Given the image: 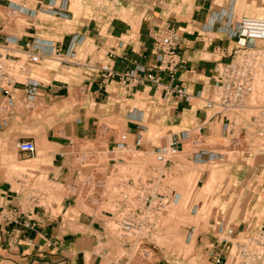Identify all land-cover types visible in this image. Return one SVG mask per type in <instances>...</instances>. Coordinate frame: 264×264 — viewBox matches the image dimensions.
Here are the masks:
<instances>
[{"label":"crops","instance_id":"1","mask_svg":"<svg viewBox=\"0 0 264 264\" xmlns=\"http://www.w3.org/2000/svg\"><path fill=\"white\" fill-rule=\"evenodd\" d=\"M1 6L25 9L20 12L27 19L22 28L11 29L0 17L2 36L16 38L23 49L33 41L44 56L32 67L40 83L36 100L44 101L54 114L38 121L44 135L10 138L16 141V147L8 150L14 159L0 162V208H29L28 216L34 222L31 227L13 223L0 228V264H106L96 250V240L100 235L106 238L108 230L104 225L94 226L95 218L82 210L74 211L78 201L67 194L57 199L47 193L43 205H29L23 188L37 184L45 174L52 181L64 178L69 161L61 152L71 148L73 138H102L104 144L113 146L120 141L116 138L119 128L129 145L141 133V150L150 153L201 123H205L206 134L225 136L223 118L213 116L204 103L214 88L217 67L232 59L241 17H237L234 0H0ZM167 26L175 27L180 36L183 62L176 83L186 88L189 98L177 93L165 97L163 85L128 87L115 78L103 80L99 67L105 62L118 71L155 63L154 48ZM70 48L86 65L59 59L58 52ZM77 88L82 90L79 99ZM4 97L0 93V100ZM17 108L15 101L7 121H0V137L15 123L27 121ZM102 129L113 132L101 136ZM22 137H31L47 148L28 157L17 146ZM188 156L193 164L209 163L195 160L192 153ZM175 160L167 164L170 171ZM230 163L223 183H212L214 191L202 194L222 210V215L209 218L210 225L198 235L209 258L213 251L227 250L220 242V223L234 227L237 237L264 228V155L234 157ZM223 187L228 190L223 192ZM89 219V224L82 222ZM104 250L111 251L110 247Z\"/></svg>","mask_w":264,"mask_h":264},{"label":"built area","instance_id":"2","mask_svg":"<svg viewBox=\"0 0 264 264\" xmlns=\"http://www.w3.org/2000/svg\"><path fill=\"white\" fill-rule=\"evenodd\" d=\"M10 10L12 13L25 11L23 7L14 6ZM27 12L32 14V11ZM2 34L0 27V93L5 94L0 100V121L6 122L13 102L34 107L40 83L34 77L32 67L41 62L44 56L36 50L33 41H28L23 49L18 47L16 38ZM160 36L154 48L155 63L148 68L135 67L118 71L105 62L99 67L103 80L115 78L128 87L148 83L163 85L165 97L177 93L189 98L190 93L186 88L176 83L177 73L183 62L179 50L180 36L173 26L165 27ZM235 36L236 46L232 59L217 67L214 88L205 98L204 105L212 111L213 116L223 118L224 137L231 136L232 143L239 146L238 151L243 155H264V104L253 103L250 96L257 77L264 71V16H242ZM58 54L61 56L60 60L86 65L76 57L74 48ZM165 75L168 79H165ZM210 137L205 132V123L186 130L181 136L156 148V163L166 168L173 158L186 150L187 145L192 147L191 153L197 161L232 159L229 155V152L234 151L231 143L223 149H217L210 145ZM101 139L73 138L70 139L71 148L61 152V156L69 161L67 173L63 174L66 194L79 203L95 208L100 212V218L113 217L118 221L119 229L127 241L130 237L138 240L140 236L152 231L157 218L166 209L174 193L173 189L161 180L166 176L164 171L159 178H154L152 172L157 167L142 159L136 161L134 173H121L117 165L119 157L112 154L116 149L142 151L141 133L132 145L121 139L115 145L107 146ZM17 146L28 157H34L38 152L37 143L31 137L20 138ZM161 184H164V190L159 189ZM23 191L29 205L44 204L46 191L38 185L23 188ZM178 197L176 193L174 199L177 200ZM29 212V208L19 206L1 207L0 228L13 223L33 226ZM82 212L91 219L96 218L93 213ZM12 233L13 237L17 236ZM218 233L220 242L227 245V250L225 253L213 251L212 258L216 263L264 264V228L240 240L235 236L234 227H224L220 223Z\"/></svg>","mask_w":264,"mask_h":264},{"label":"rangeland","instance_id":"3","mask_svg":"<svg viewBox=\"0 0 264 264\" xmlns=\"http://www.w3.org/2000/svg\"><path fill=\"white\" fill-rule=\"evenodd\" d=\"M234 3L237 8L238 18L244 15L264 16V0H234ZM0 17L11 29L12 27L22 28L27 23V19L22 13H12L10 8L4 6L0 7ZM261 77L264 78V71L257 77L250 95L251 101L255 104H264V86H257V80ZM81 96L82 90L77 88L76 98L79 99ZM17 110L20 114L26 115L27 121L15 123L8 130L9 132L5 137H0V162L2 163L14 159L8 153V150L16 147V141L12 140L10 142V138H14L18 134L26 136L44 135V126L40 125L38 121L50 119V116L54 114L49 105L41 99H37L32 108L18 103ZM112 132L102 129L100 135H109ZM116 133L119 135L116 138L121 140V129L118 128ZM12 134L13 136H11ZM209 139L210 145L215 146L217 149H223L225 145L228 146L231 143L234 151L229 152V155H231L232 159L234 158L232 154H238L240 159L243 158L242 152L238 151L239 146H235L232 143L231 136L211 135ZM37 147L41 153L46 146H42L37 141ZM191 152L192 147L187 145L186 150L176 156L175 166L172 168V171L167 167H160L156 163L154 152H134L128 149H116V152H113V156L119 157L117 165L121 173H134L136 161L142 159L157 167L152 172L154 178H159L160 173L163 171L166 173L165 178L161 180L165 185L173 189L174 193H172L164 212L157 218L152 231L147 235L140 236L138 240L137 238L130 237L131 239L127 241L128 239L124 238L119 229L118 221L113 217L100 218V212L95 210V208L81 202L78 208L73 209L76 212L82 210L88 214L93 213L96 216L93 225H104L108 230L106 238H102L100 235V237H97L99 241L96 240V244L98 245L96 250L104 255L106 264H223V262L216 263L212 258L208 257L205 246L202 245V241L198 235L199 232L210 225V217L216 218V216L222 215V210L219 209L220 206L217 207L214 201H211L206 196L214 191V187L210 186L212 183L216 182L217 185H220L223 183L226 175H229L228 172L232 159L215 160L198 165L191 162L188 156ZM225 161H229V163H224ZM32 175L29 174L30 178H32ZM64 181L65 177L52 181L45 174L38 177V183L35 185L46 191V196L48 193V196L52 198L61 199L66 194ZM164 184H161L159 189L164 190ZM221 190L226 192L228 189L223 187ZM176 193L182 195V197L180 196V201L179 197L177 200L174 199ZM203 193L207 195L205 196L204 194L202 197ZM82 214L84 213L82 212ZM89 218L91 219L90 216ZM90 219L82 222L89 224L92 222ZM79 225L80 223L73 222L74 227H78ZM90 228L92 227L90 226ZM245 237L237 238L243 240ZM105 247H110L111 251L106 253Z\"/></svg>","mask_w":264,"mask_h":264},{"label":"bare ground","instance_id":"4","mask_svg":"<svg viewBox=\"0 0 264 264\" xmlns=\"http://www.w3.org/2000/svg\"><path fill=\"white\" fill-rule=\"evenodd\" d=\"M260 16V15H259ZM263 77H261V78H258V80H257V86L258 87H263L264 86V81H263Z\"/></svg>","mask_w":264,"mask_h":264}]
</instances>
